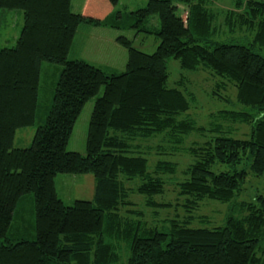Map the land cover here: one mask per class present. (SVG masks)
I'll return each mask as SVG.
<instances>
[{
    "label": "trees",
    "instance_id": "16d2710c",
    "mask_svg": "<svg viewBox=\"0 0 264 264\" xmlns=\"http://www.w3.org/2000/svg\"><path fill=\"white\" fill-rule=\"evenodd\" d=\"M212 3L147 0L132 12L130 28L153 35L155 51L141 52L120 36L125 70L110 72L67 57L81 25L122 31L123 16L111 15L119 0H85L80 13L72 12V0H0V26L2 10L23 13L15 46L0 50V264H264V194L237 200L248 175L264 185V0H233L223 12L229 33L240 25L252 34L247 45L216 40ZM152 16L158 26L150 24ZM170 60L181 71L217 78L213 97L222 99L217 92L233 87L236 102L248 110L217 117L251 124L249 138L220 135L184 147L190 134L206 129L188 115L180 118L193 97L187 96L182 75L168 86ZM43 63L62 67L50 108L30 147L14 149L16 131L35 124ZM101 89L86 154L68 152L78 117ZM152 151L188 155L187 177L177 181V164L169 160L150 165ZM223 166L229 170L214 171ZM58 175H92L93 199L65 205L56 188ZM165 182L174 184L186 210L210 201L230 204L224 224L191 228L185 218L169 221L163 231L148 225L142 213L131 210L130 197H143L146 208H169L171 203L154 201L164 194ZM30 195L34 222L27 226L21 220L16 227L18 205Z\"/></svg>",
    "mask_w": 264,
    "mask_h": 264
},
{
    "label": "rangeland",
    "instance_id": "374dc122",
    "mask_svg": "<svg viewBox=\"0 0 264 264\" xmlns=\"http://www.w3.org/2000/svg\"><path fill=\"white\" fill-rule=\"evenodd\" d=\"M85 0H72V12H81L80 8ZM147 4V0H119V4L114 9L113 19L116 18V13H120L123 16L121 35L133 42V46L146 54H151L155 51L158 41L153 35H148L138 28H130L133 25L134 18L131 15L132 12H136L143 9ZM233 0H213L210 5L211 11L217 13L215 19V27L219 26V34L216 37L217 41L226 43L247 45L252 40V34L246 31L245 27H238L234 32L229 33L224 26V11L229 10L232 7ZM183 6H180L182 8ZM133 19V20H130ZM120 21V20H119ZM234 21V19L232 20ZM237 21V20H236ZM150 24L158 26L157 16L150 18ZM85 26V25H81ZM88 26L82 27L79 30L78 38L84 36L85 29ZM23 28V13L19 10H2L1 11V26H0V50L5 48H12L15 46L17 39L21 34ZM108 32H98L100 38H104L101 42L106 45L107 52L100 51L98 55L104 54L110 56V64L117 67L118 70L125 68V62L122 59V54H117L120 50L126 54V50L117 45L116 49L114 44L109 43L110 35L105 34ZM119 36V37H120ZM117 43V42H116ZM106 57V58H107ZM68 60H72V55L67 57ZM105 58V59H106ZM127 61V55H126ZM123 65V67H122ZM61 66L49 63H43L40 73L39 92H38V109L36 115V121L33 126L18 129L15 133L13 148L14 149H26L29 148L34 137L35 131L38 126H41L45 122L47 112L50 108L53 98L54 88L59 78ZM116 70L117 72H120ZM168 86L174 87L175 83L179 80L180 76H184V87L187 89V96L193 97L190 100L191 108L186 115H183L182 119L190 116L195 121L197 127H203L206 129L205 133L193 132L185 141L184 147H189L192 144H201L204 141L213 138L215 136H226L235 139H248L251 131V124L230 123L217 117L219 112L223 111H247L248 109L236 102V91L230 85L223 90L220 89L219 94L222 99H218L212 96V91H215V85L218 83V79L214 78L211 74L200 71L198 73H188L181 71L179 63L175 60L168 62ZM103 93V89L99 94L89 100L84 106L80 116L78 117L74 126L72 135L67 145L68 152H75L81 155L86 154V138L88 132L89 121L91 112L96 98L100 97ZM217 128L218 131H209L210 128ZM211 128V130H212ZM156 143L153 142L152 145ZM159 144V143H157ZM150 165H154L158 160H169L177 164L178 180L184 179L183 174L185 168L191 159L188 155L179 153L171 156H161L152 151L148 155ZM244 162L240 165V168L244 166ZM226 166L215 168L214 171H228ZM94 178L92 175H58L56 178V188L59 197L63 200L64 204L71 206L77 200H92L94 197ZM174 184L165 182V192L162 195L154 197L156 203H171L169 208H146L144 206V198L139 196H131L130 201L133 204L131 210L138 213H142L141 220L148 225L155 226L158 230L163 231L169 227V221H182L185 218L191 220L189 227L191 228H212L222 226L225 222V218L229 213V205L226 203L210 201L207 202L197 210H186L182 207V199L177 196ZM264 194V185L260 178H255L252 175H248L243 190L238 201H249L255 195ZM180 200V201H179ZM126 209H122L121 214L125 215ZM136 218V217H133ZM21 220L26 221V225L33 224L34 222V202L33 196H27L21 204L18 205L17 213L14 218V225L17 227L20 225ZM14 226V228H15ZM16 233V231H15ZM28 232L26 234H32ZM33 235V234H32ZM28 236V235H27ZM26 236V237H27ZM28 238V237H27Z\"/></svg>",
    "mask_w": 264,
    "mask_h": 264
},
{
    "label": "crops",
    "instance_id": "0c3cea01",
    "mask_svg": "<svg viewBox=\"0 0 264 264\" xmlns=\"http://www.w3.org/2000/svg\"><path fill=\"white\" fill-rule=\"evenodd\" d=\"M83 4L84 2L82 3L80 11L82 10ZM82 27H85V26H80L76 32V35L73 40V44L68 53V57L72 55L73 57L72 60H75V59L83 60L103 70L110 71V72H117L116 70H118V68L110 64V56L107 57L104 54L97 56L98 52H100L101 50L104 52H107L105 51L107 50L106 45L101 43L104 40V38H100L98 36V32H108L105 34L110 35L109 43L110 45L114 44V47L112 46V48L116 49L117 47L115 46L119 45L118 43H116V39L121 35L122 31L115 29V28H109V27H101V28L100 27L99 28L87 27L88 29H85L84 36L78 38L79 30H81ZM117 54L119 55L122 54L121 57L126 64V54L123 53L121 50ZM124 70L125 68H123L122 70H118V71L123 72Z\"/></svg>",
    "mask_w": 264,
    "mask_h": 264
}]
</instances>
